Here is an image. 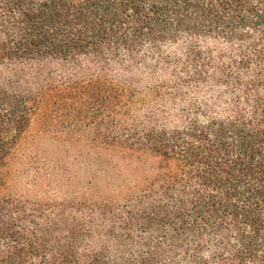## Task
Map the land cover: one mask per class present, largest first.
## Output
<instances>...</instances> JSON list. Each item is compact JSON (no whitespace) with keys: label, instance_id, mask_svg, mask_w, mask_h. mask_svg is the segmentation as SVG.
<instances>
[{"label":"trees","instance_id":"16d2710c","mask_svg":"<svg viewBox=\"0 0 264 264\" xmlns=\"http://www.w3.org/2000/svg\"><path fill=\"white\" fill-rule=\"evenodd\" d=\"M0 264H264V0H0Z\"/></svg>","mask_w":264,"mask_h":264},{"label":"rangeland","instance_id":"374dc122","mask_svg":"<svg viewBox=\"0 0 264 264\" xmlns=\"http://www.w3.org/2000/svg\"><path fill=\"white\" fill-rule=\"evenodd\" d=\"M61 139L37 124L31 127L22 142L20 158L11 168L12 183L16 188L32 194L45 188L53 194V187L61 180L66 186L63 190H67L69 176H79L82 172L85 161L81 152L87 151V145Z\"/></svg>","mask_w":264,"mask_h":264}]
</instances>
